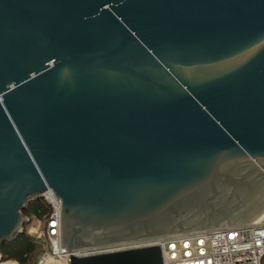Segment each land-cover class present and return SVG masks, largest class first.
<instances>
[{"label":"water","instance_id":"water-1","mask_svg":"<svg viewBox=\"0 0 264 264\" xmlns=\"http://www.w3.org/2000/svg\"><path fill=\"white\" fill-rule=\"evenodd\" d=\"M47 191L70 253L261 215L264 0H0V243Z\"/></svg>","mask_w":264,"mask_h":264},{"label":"built area","instance_id":"built-area-1","mask_svg":"<svg viewBox=\"0 0 264 264\" xmlns=\"http://www.w3.org/2000/svg\"><path fill=\"white\" fill-rule=\"evenodd\" d=\"M50 207L48 218L36 220L28 234L42 252L34 264H70L71 257L90 258L124 251L158 247L162 264H264V213L250 223L118 246L67 252L61 249V203L51 191L40 197ZM0 264H17L2 262Z\"/></svg>","mask_w":264,"mask_h":264},{"label":"trees","instance_id":"trees-1","mask_svg":"<svg viewBox=\"0 0 264 264\" xmlns=\"http://www.w3.org/2000/svg\"><path fill=\"white\" fill-rule=\"evenodd\" d=\"M51 213L49 205L41 198L31 200L22 211V215L29 219L43 220ZM24 230L11 241L0 243V256L2 262H16L17 264H34L40 254L39 242Z\"/></svg>","mask_w":264,"mask_h":264},{"label":"rangeland","instance_id":"rangeland-1","mask_svg":"<svg viewBox=\"0 0 264 264\" xmlns=\"http://www.w3.org/2000/svg\"><path fill=\"white\" fill-rule=\"evenodd\" d=\"M36 219H29V222L28 224L26 225L25 229H26V233L28 234V231H30L32 228L36 227ZM29 235V234H28ZM32 237V236H31ZM40 246V250H39V253L38 254H41L42 252V246L39 244ZM38 259V258H37ZM36 259V260H37Z\"/></svg>","mask_w":264,"mask_h":264},{"label":"bare ground","instance_id":"bare-ground-1","mask_svg":"<svg viewBox=\"0 0 264 264\" xmlns=\"http://www.w3.org/2000/svg\"><path fill=\"white\" fill-rule=\"evenodd\" d=\"M263 213H264V212H263ZM263 213H262L261 215H259L257 218L261 217V216L263 215ZM257 218H256V219H257Z\"/></svg>","mask_w":264,"mask_h":264}]
</instances>
